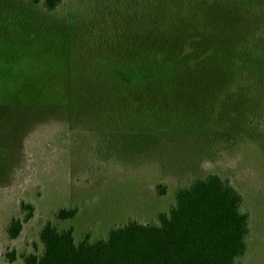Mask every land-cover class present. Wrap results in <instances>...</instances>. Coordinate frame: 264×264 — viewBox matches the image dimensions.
Masks as SVG:
<instances>
[{"label": "rangeland", "instance_id": "obj_1", "mask_svg": "<svg viewBox=\"0 0 264 264\" xmlns=\"http://www.w3.org/2000/svg\"><path fill=\"white\" fill-rule=\"evenodd\" d=\"M0 3L33 14L12 34L2 27L0 40V264L40 254L47 221L72 227L79 241L86 233L106 237L129 218L155 220L174 203L177 186L211 173L232 182L249 214L238 264H264V129L242 87L221 97L222 89L215 93L200 81L214 54L197 59L178 95L138 98L142 90L121 76L133 67L123 51L133 49V18L119 25L122 0H62L53 12L30 0ZM70 18L72 40L57 27ZM83 35L97 40L88 44ZM159 183L167 185L163 195ZM21 202L33 212L10 239L6 226L25 216ZM78 203L72 219L55 217L60 207Z\"/></svg>", "mask_w": 264, "mask_h": 264}, {"label": "trees", "instance_id": "obj_2", "mask_svg": "<svg viewBox=\"0 0 264 264\" xmlns=\"http://www.w3.org/2000/svg\"><path fill=\"white\" fill-rule=\"evenodd\" d=\"M122 1L126 9L119 25L133 18V49L123 50L133 58V67L124 69L121 76L142 90L135 92L136 97L161 96L171 90L178 95L182 82L192 77L197 59L214 54L215 64L209 74L202 68L200 81L215 93L222 89L221 97L242 87L243 98L255 103L264 129V0ZM61 3L30 0L29 5L53 12ZM29 18H33L31 11L0 3V26L7 27L6 33L17 31L16 24L31 23ZM71 19L61 22L63 28L57 27L72 40ZM4 34L0 29V40ZM178 35L184 37L173 40ZM206 36H212V41ZM82 38L88 44L97 40ZM219 61L224 63L216 65ZM166 191L165 183L157 185L158 195ZM80 207L79 203L60 207L55 217L72 219ZM20 210L25 211L24 218H12L6 226L10 239L19 235L33 206L21 202ZM249 219L240 191L228 178L211 173L177 186L174 203L168 211L158 212L155 220L129 218L112 225L106 237L91 240L86 233L75 241L72 227L60 229L47 221L39 231L42 252L24 254L23 264H238L247 248ZM7 256L14 261L12 253Z\"/></svg>", "mask_w": 264, "mask_h": 264}]
</instances>
